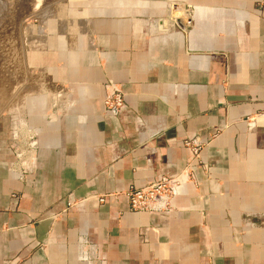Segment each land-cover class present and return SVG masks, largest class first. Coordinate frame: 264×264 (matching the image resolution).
Listing matches in <instances>:
<instances>
[{"label":"crops","instance_id":"crops-1","mask_svg":"<svg viewBox=\"0 0 264 264\" xmlns=\"http://www.w3.org/2000/svg\"><path fill=\"white\" fill-rule=\"evenodd\" d=\"M80 20L0 87V264H264V0L110 1ZM194 139L172 210L132 212L126 193L180 173Z\"/></svg>","mask_w":264,"mask_h":264},{"label":"rangeland","instance_id":"rangeland-1","mask_svg":"<svg viewBox=\"0 0 264 264\" xmlns=\"http://www.w3.org/2000/svg\"><path fill=\"white\" fill-rule=\"evenodd\" d=\"M110 1L127 0H0V74L5 77L0 76V87L4 80L11 84L14 80L17 83L19 81L22 86L29 81L30 72L24 63V55L30 44L43 46L51 35H63L64 39H67L66 35L73 37L80 19L86 17L98 4ZM37 81L40 85L43 83L40 78ZM13 90L8 89L9 94H15ZM17 92L29 93L21 89ZM28 142L25 150L17 151L30 153Z\"/></svg>","mask_w":264,"mask_h":264},{"label":"built area","instance_id":"built-area-1","mask_svg":"<svg viewBox=\"0 0 264 264\" xmlns=\"http://www.w3.org/2000/svg\"><path fill=\"white\" fill-rule=\"evenodd\" d=\"M105 88L104 107L109 113L117 114L124 106V95L117 85L109 84ZM183 145L190 152V158L180 173L173 177H162L142 189H131L126 193L132 212L168 213L172 210L173 199L185 185L194 183V168L199 162L200 152L205 147V143L194 139L184 141ZM28 155L30 153L17 151L20 160ZM94 254V252L90 253L89 259L95 260Z\"/></svg>","mask_w":264,"mask_h":264},{"label":"bare ground","instance_id":"bare-ground-1","mask_svg":"<svg viewBox=\"0 0 264 264\" xmlns=\"http://www.w3.org/2000/svg\"><path fill=\"white\" fill-rule=\"evenodd\" d=\"M20 46V45H19ZM11 59V58H10Z\"/></svg>","mask_w":264,"mask_h":264}]
</instances>
